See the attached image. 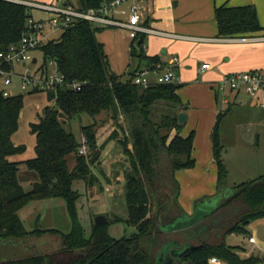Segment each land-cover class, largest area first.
Here are the masks:
<instances>
[{
	"label": "trees",
	"instance_id": "trees-1",
	"mask_svg": "<svg viewBox=\"0 0 264 264\" xmlns=\"http://www.w3.org/2000/svg\"><path fill=\"white\" fill-rule=\"evenodd\" d=\"M23 1L0 0V52L21 38L26 21L32 14V7ZM100 2L78 0L77 3L87 8ZM216 20L221 37L244 36L262 29L253 5L218 6ZM101 29L88 21H79L39 48L43 67H47L49 60H55L66 81H80L81 87L75 89L66 84L49 90L47 98L52 105L45 106L38 120L30 122L31 131L36 135L35 156L22 161L38 174V180L30 190H25L19 181L22 162L11 159L12 155L26 149L25 144H17L13 139L19 128L25 97L23 93L5 95L0 87V241L23 242L31 235L41 236L48 232L60 233L62 240L57 250L1 259L0 264H160L151 250L159 234L166 233L161 231L159 222L178 216L189 217L178 201L180 184L175 177L178 169L195 164L192 155L195 132L192 130L187 136L180 133L184 123L178 121V113L185 106L177 93L181 83H153L143 87L133 81L139 67L130 71L127 79H122L111 69L105 45L97 35ZM144 38V34L135 38L136 45L131 46V55L146 59L147 66H155L160 59L144 54ZM168 106L173 107L172 112H162L159 120H154L153 109ZM103 112L116 122L118 127L109 137L118 139L123 145L130 159L131 171L137 176L136 179H126L124 191L128 203L126 221L135 225L137 231L121 238L109 233L106 222H95L87 237L78 216L76 201L79 192L73 183L79 178L93 183L90 164L100 154L97 119L81 126L82 135L87 139V152L90 148L89 154L79 152L81 139L64 125L65 119L82 113L98 118ZM121 115L127 119L129 131L120 122ZM223 115L224 111L218 113L212 132L213 158L218 166L217 190L208 196L216 201L212 214L219 216L211 232L219 240L196 239L198 235L191 231L192 224L178 231L176 237L167 240L170 247L164 251L165 254L171 255L174 248L191 247L177 264L182 261L209 264L211 258L228 264L260 263L256 254L242 256L239 252L241 247L225 242L227 233H246L247 225L264 218V174L235 185L228 183L224 145L220 137ZM172 130L176 131L173 136L170 135ZM70 155L75 156L73 168L69 166ZM160 184L166 187L161 196L157 195ZM52 197L66 201L71 229L68 232L57 228L28 231L19 209L34 200ZM146 239L153 245L147 248L144 245ZM162 242L159 241L160 247Z\"/></svg>",
	"mask_w": 264,
	"mask_h": 264
},
{
	"label": "crops",
	"instance_id": "crops-1",
	"mask_svg": "<svg viewBox=\"0 0 264 264\" xmlns=\"http://www.w3.org/2000/svg\"><path fill=\"white\" fill-rule=\"evenodd\" d=\"M149 5L150 24L173 35H146L144 54L158 57L164 62L173 55L179 57L177 68L182 82L177 93L185 105L181 110L188 115L180 133L187 136L192 130L195 132L192 150L195 164L175 172V177L180 182L179 201L185 212L191 216L196 199L214 194L217 190L218 166L213 158L212 132L219 112L224 111V145L230 149L224 151L228 183L235 185L264 174V165L255 156V146L244 140L240 134L241 126L245 125L249 129L250 125L257 130L258 138L261 137L259 129L264 126V108L246 92L220 91L216 87V83L225 73L264 68V0H149ZM241 5H253L256 8L262 29L244 36H219L216 8ZM32 14L36 17L47 16L36 9L32 10ZM120 29L128 34L126 29ZM128 42L131 52V46L136 45V41L130 38ZM132 57L133 69L128 71L147 66L146 59ZM203 63H209L210 67L202 70ZM221 131L220 123V137H223ZM187 227L166 231L178 233ZM168 239L170 237H163L162 243ZM245 249L256 251L253 246H242L241 252ZM255 251L254 254L257 252Z\"/></svg>",
	"mask_w": 264,
	"mask_h": 264
},
{
	"label": "rangeland",
	"instance_id": "rangeland-1",
	"mask_svg": "<svg viewBox=\"0 0 264 264\" xmlns=\"http://www.w3.org/2000/svg\"><path fill=\"white\" fill-rule=\"evenodd\" d=\"M77 4L78 0H70ZM60 33L55 34L58 37ZM100 40L105 43V49L110 59V66L113 72L118 74L122 79L129 77L130 71L133 68L134 57L129 52L128 41L130 37L123 29L108 26L97 32ZM42 60V53L40 50L34 52ZM150 77L153 75L150 74ZM0 87L4 84L0 82ZM13 93L24 94V107L21 112L20 123L18 130L14 133L13 139L17 144H25L26 149L23 152L16 153L11 156V159L16 161H24L35 156L36 135L30 128V121L38 120L39 115L42 114L43 109L47 105H52V101L47 98L48 91H24L19 85V79L14 78L13 83L9 86ZM172 106L163 109L155 107L152 111L154 120H159L162 112H172ZM97 119V143L100 146V154L97 159L90 164V172L92 174V184L83 179L74 180L73 186L79 192L77 199V210L79 220L83 226L84 233L88 237L95 224V217L98 214H103L107 217L109 233L115 238L123 236H130L137 231L135 225L129 224L126 221L128 217V203L125 196V182L127 173L130 172L131 163L128 154L124 151L123 145L116 138L109 137L110 133L117 126L116 122L109 119L108 113L103 112L99 117H93L88 113L74 116L71 119H65L64 125L69 130H72L78 139H81V126L87 125ZM120 122L129 131L130 125L124 115L120 116ZM223 137L221 139L224 145V118L221 121ZM260 136H257V130L249 125V129L243 125L241 132L244 140H248L255 146V156L264 165V126L259 129ZM171 132V136H173ZM170 136V138H171ZM132 147V144H128ZM229 147L224 145V151ZM230 150V149H229ZM90 148L88 147V152ZM224 159V152H223ZM69 166L73 168L75 165V156L68 157ZM19 181L25 190H30L33 184L38 180V174L34 169L27 167L25 163H20L18 172ZM180 183V182H179ZM231 184V183H230ZM165 186L159 185L157 195L161 196L165 190ZM179 195V194H178ZM208 194L200 196L196 199L195 209L190 217H184L186 221H193L192 232H196V239L202 238L210 241H217L219 237L213 234V226L216 224V218L219 214H212L216 207V201L210 200ZM207 196V197H206ZM208 198V199H205ZM179 201V198H178ZM203 201V202H202ZM180 203V201H179ZM181 205V203H180ZM182 207V205H181ZM153 212V211H152ZM150 212L149 215L152 213ZM19 214L28 231H33L36 228L47 229L57 228L60 231L68 232L71 229V218L67 210L66 201L60 197H52L45 199L34 200L28 204L23 205L19 209ZM207 216V217H206ZM203 219L204 222H203ZM183 219H178L174 223H178ZM169 221H160L161 231L168 232V234H159L157 240L154 241V246L149 239L144 241V245L157 255L159 248L163 251L169 249L170 241L166 245H158L163 237H176L177 232L166 231ZM248 232H229L225 236V242L237 247L253 246L256 249V255L260 257V264H264V218L254 220L247 225ZM188 231V230H187ZM170 232V233H169ZM252 234L256 238V243L249 241V235ZM199 237V238H197ZM62 240L60 233H44L41 236L31 235L25 241H0V260L21 257L33 253H45L57 250L61 246ZM172 249V248H171ZM252 249H245L244 252L239 251L242 256L254 254ZM209 264H228L221 259L211 258Z\"/></svg>",
	"mask_w": 264,
	"mask_h": 264
},
{
	"label": "built area",
	"instance_id": "built-area-1",
	"mask_svg": "<svg viewBox=\"0 0 264 264\" xmlns=\"http://www.w3.org/2000/svg\"><path fill=\"white\" fill-rule=\"evenodd\" d=\"M23 2L31 6L32 10L44 12L47 16L36 17L31 14L21 38L0 52V82L4 84L2 88L5 95L14 94L9 88L14 78L19 79V85L24 91L56 90L57 87L66 84L80 89V81H66L65 74L59 70L55 60H49L47 67H43V58L40 61L34 54L44 43L54 38L55 34L61 33L79 21H88L93 27L124 28L132 39L140 34L173 35L150 24L149 0H101L98 5L87 8L70 0L56 2L24 0ZM142 47H145L144 42ZM179 61V57L173 55L167 62L160 60L154 64L155 66L139 68L133 75V81L143 87L153 83H181L182 76L177 68ZM209 67V63L201 65L202 70ZM150 74L153 76L150 77ZM216 87L220 91L246 92L264 108V68L225 73L216 83ZM79 152L87 153V139L84 135L81 137ZM249 240L255 242L256 238L251 235Z\"/></svg>",
	"mask_w": 264,
	"mask_h": 264
},
{
	"label": "water",
	"instance_id": "water-1",
	"mask_svg": "<svg viewBox=\"0 0 264 264\" xmlns=\"http://www.w3.org/2000/svg\"><path fill=\"white\" fill-rule=\"evenodd\" d=\"M187 117H188L187 113L185 111H183V110H181L178 113V121L180 123H185ZM136 177L137 176L132 171L127 173V178L128 179H136ZM184 217L185 216H179L175 220H172V222L170 221L167 224L166 230H170V229H173V228H184V227L190 226L193 223V221H191V220L190 221H186L184 219ZM178 219H183V220L179 221L178 223H174ZM107 221H108L107 217L105 215H103V214H98L95 217V222L96 223H105ZM190 247L191 246L189 245V246L184 247L181 250H178V249L174 248V249L171 250V255L165 254L163 249L159 248L158 253H157V258L159 260V263L160 264H177V262L180 259H182L185 256V254L189 251ZM180 264H191V263H189L188 261H182Z\"/></svg>",
	"mask_w": 264,
	"mask_h": 264
}]
</instances>
